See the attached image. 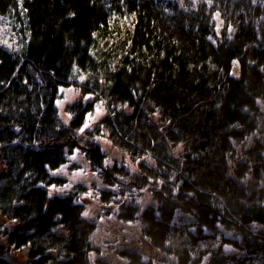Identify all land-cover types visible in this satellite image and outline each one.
I'll return each mask as SVG.
<instances>
[{
  "label": "trees",
  "instance_id": "trees-1",
  "mask_svg": "<svg viewBox=\"0 0 264 264\" xmlns=\"http://www.w3.org/2000/svg\"><path fill=\"white\" fill-rule=\"evenodd\" d=\"M263 107L264 0H0V264H264Z\"/></svg>",
  "mask_w": 264,
  "mask_h": 264
},
{
  "label": "rangeland",
  "instance_id": "rangeland-1",
  "mask_svg": "<svg viewBox=\"0 0 264 264\" xmlns=\"http://www.w3.org/2000/svg\"><path fill=\"white\" fill-rule=\"evenodd\" d=\"M239 63L236 64V66L233 69V75L236 77L240 76V72H239ZM80 98L79 94L76 91L73 90H66L63 93V97L62 100L60 102V106L61 108H63L64 106H66L67 104L73 102L74 100ZM263 111H264V107H263ZM65 119H67V116H65ZM259 120V124H260V130L262 132H264V115H260L258 117ZM102 145H105V148L108 152V154L111 156L115 155L119 158L120 155L119 152L117 153V151L113 150V148L110 146V144L106 143V140L103 139L102 140ZM114 157V156H113ZM124 161H126L125 159H123ZM79 162H81V160H79ZM127 164L130 167H133V163L126 161ZM85 168H87V166H85ZM79 170V169H78ZM75 171V170H72ZM87 170H85L83 168V172H86ZM76 179L74 178L75 181H82L85 180L86 182H84L85 184L89 185V192L85 195H81L80 197H77L78 201H81V203L85 206L86 209V216L91 219H95L99 222H102L103 224H105L106 226L110 225L109 221L113 222V219L110 218L107 213L108 211H113L114 205L112 204L110 207H107L106 205H104L102 202H100V200L98 199V195L97 193L99 192V190L94 186V184L92 185V182H96L99 183L101 185L100 182L96 181V176L90 175V174H84L82 173V175H80V173L77 171L75 174ZM98 186V185H97ZM98 187H102V186H98ZM138 203H140L141 208L144 209L148 206H150L151 204H154V199L152 197L151 192H140V194L138 195ZM92 220V219H91ZM112 225V223H111ZM110 225V226H111ZM122 225V229L119 228V230L124 231L125 233V238L123 239V243L120 245H117L118 243H115L117 245L116 248L120 249V250H128V251H137L138 253H140L145 261H148L150 258H154L155 261L153 264H168L166 263L167 261H163L162 259L164 258V254L160 251H156L153 250V248L150 246V244L148 243L147 239H145L141 234H139L138 236H135L134 232L132 231L131 228L134 227L135 224H130V223H123L121 222ZM227 236L232 237L233 234H227L225 233ZM96 236H99V232H97L95 234ZM179 238L176 239V242H179L181 240H179ZM183 240V239H182ZM202 243L198 246V249L202 250ZM99 246V245H98ZM143 246V247H142ZM215 247V246H219V243L214 242L211 244V247ZM106 249H108V246H103ZM206 247V246H205ZM210 247V249H212ZM105 248H102L104 251L103 254V258L107 259L108 261H110L113 264H126V261H124L122 258H120L118 256L117 253H115L114 251H105ZM226 248V252L228 253H236V250L234 251L232 247L230 246H225ZM232 248V249H231ZM9 259L13 260L14 262H16L17 264H25L28 259H27V253L26 251H16V250H12L10 255H9ZM91 259H94V257H91ZM176 261V259H175ZM50 264H63V263H50ZM170 264H172L170 262ZM196 264H208V257L206 258H201L199 259V262H197Z\"/></svg>",
  "mask_w": 264,
  "mask_h": 264
},
{
  "label": "water",
  "instance_id": "water-1",
  "mask_svg": "<svg viewBox=\"0 0 264 264\" xmlns=\"http://www.w3.org/2000/svg\"><path fill=\"white\" fill-rule=\"evenodd\" d=\"M102 243H103L105 246H107V245H112V244L118 243V238H116V241H114V240H110V239H108V238L103 237V238H102Z\"/></svg>",
  "mask_w": 264,
  "mask_h": 264
},
{
  "label": "bare ground",
  "instance_id": "bare-ground-1",
  "mask_svg": "<svg viewBox=\"0 0 264 264\" xmlns=\"http://www.w3.org/2000/svg\"><path fill=\"white\" fill-rule=\"evenodd\" d=\"M247 264H249V263H247Z\"/></svg>",
  "mask_w": 264,
  "mask_h": 264
}]
</instances>
